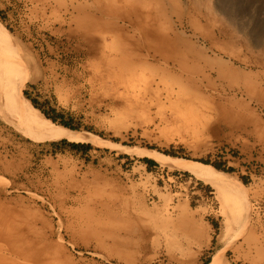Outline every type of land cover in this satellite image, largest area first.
Instances as JSON below:
<instances>
[{
    "label": "rangeland",
    "instance_id": "rangeland-1",
    "mask_svg": "<svg viewBox=\"0 0 264 264\" xmlns=\"http://www.w3.org/2000/svg\"><path fill=\"white\" fill-rule=\"evenodd\" d=\"M173 1L193 42L264 90V0ZM83 3L0 0V151L9 162L0 207L54 225L49 245L37 244L56 264H212L222 247L221 264H264V107L216 77L204 93L242 101L258 132L251 120L216 123L202 107L170 106L166 87L149 92L148 71L131 78V90L104 86L70 32L72 7ZM28 104L98 142L34 138L21 111ZM62 204L63 218L88 217L102 238L60 232Z\"/></svg>",
    "mask_w": 264,
    "mask_h": 264
},
{
    "label": "bare ground",
    "instance_id": "bare-ground-1",
    "mask_svg": "<svg viewBox=\"0 0 264 264\" xmlns=\"http://www.w3.org/2000/svg\"><path fill=\"white\" fill-rule=\"evenodd\" d=\"M95 1L96 5L84 0L83 4L72 7L75 28L70 32L73 39L81 40L79 48L84 50L89 63L92 62L90 72L104 86L118 85L123 81V86L131 90L135 85L131 78L138 72L148 71L151 76L149 92H159L160 85L166 87L170 106H181L189 111L202 107L204 113L209 111L212 114L216 123L251 120L256 131H263L260 120L252 112L245 113L247 107L242 101L233 98L215 100L204 94L205 90L213 89L212 79L216 77L226 80L231 87L236 85L241 93L264 107V90L259 84L228 61L208 56L205 48L191 40L195 33L187 35L184 29H180L181 23L177 24L180 16L173 0ZM222 4H226L225 1ZM1 33L7 39V35ZM21 89V83L15 86L17 94ZM21 111L34 138L98 142L89 137L90 134L54 124L30 104L21 105ZM204 116L210 117L208 113ZM7 143L11 142L7 140ZM7 152L0 151V168L6 169L9 164ZM180 167L203 177L191 164H180ZM212 169L228 179L227 174ZM210 178L216 183L217 179L212 176L205 180L211 181ZM27 180L34 184L33 179ZM234 194L239 196L241 193ZM64 210L66 207L62 204L56 213L60 232L73 234L77 230L89 229L102 238L101 232L90 225L88 217L63 218ZM53 228V224L47 229L31 225L20 214L1 206L0 264H56L52 254L46 250L43 253L44 247L37 244L49 245L55 236ZM226 253V247L220 248L212 264H221Z\"/></svg>",
    "mask_w": 264,
    "mask_h": 264
},
{
    "label": "trees",
    "instance_id": "trees-1",
    "mask_svg": "<svg viewBox=\"0 0 264 264\" xmlns=\"http://www.w3.org/2000/svg\"><path fill=\"white\" fill-rule=\"evenodd\" d=\"M51 118V120L53 121V122H56V120H55V118L54 117H50ZM61 125H63V126H65V127H67V128H70V129H74L69 123H67V122H61ZM71 148H74V149H80V150H87L88 148H89V145H86V144H80V143H71L70 145H69ZM146 162L147 163H152V161H150V160H146ZM214 165V167H216V168H219V165L217 164V163H215V164H213Z\"/></svg>",
    "mask_w": 264,
    "mask_h": 264
}]
</instances>
